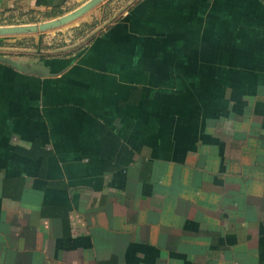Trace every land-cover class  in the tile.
<instances>
[{"label": "crops", "instance_id": "1", "mask_svg": "<svg viewBox=\"0 0 264 264\" xmlns=\"http://www.w3.org/2000/svg\"><path fill=\"white\" fill-rule=\"evenodd\" d=\"M80 1L0 0V27ZM9 37L0 264H264V0H137L60 54Z\"/></svg>", "mask_w": 264, "mask_h": 264}, {"label": "rangeland", "instance_id": "2", "mask_svg": "<svg viewBox=\"0 0 264 264\" xmlns=\"http://www.w3.org/2000/svg\"><path fill=\"white\" fill-rule=\"evenodd\" d=\"M87 1L89 0H81L80 3H71L66 9V12H68L66 14L78 9L79 6L81 7ZM136 1L137 0H106L78 20L58 30L13 36L7 38L6 41H8L7 43L12 42L13 44L18 43L15 44L18 46L16 49L29 54H34L35 52L39 54H60L79 50L82 46L86 45L93 36L103 31L104 28L123 15ZM48 21L51 20L49 19L35 24L38 25Z\"/></svg>", "mask_w": 264, "mask_h": 264}, {"label": "water", "instance_id": "3", "mask_svg": "<svg viewBox=\"0 0 264 264\" xmlns=\"http://www.w3.org/2000/svg\"><path fill=\"white\" fill-rule=\"evenodd\" d=\"M105 1L89 0L69 14L38 25L0 27V37L30 35L56 30L78 20Z\"/></svg>", "mask_w": 264, "mask_h": 264}, {"label": "trees", "instance_id": "4", "mask_svg": "<svg viewBox=\"0 0 264 264\" xmlns=\"http://www.w3.org/2000/svg\"><path fill=\"white\" fill-rule=\"evenodd\" d=\"M59 13H57V15H58Z\"/></svg>", "mask_w": 264, "mask_h": 264}]
</instances>
